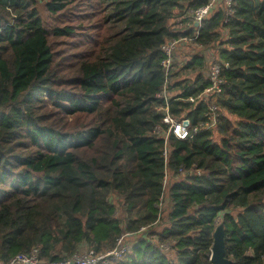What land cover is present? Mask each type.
<instances>
[{"label": "trees", "instance_id": "16d2710c", "mask_svg": "<svg viewBox=\"0 0 264 264\" xmlns=\"http://www.w3.org/2000/svg\"><path fill=\"white\" fill-rule=\"evenodd\" d=\"M209 1L0 0L1 262L131 234L116 264H212L224 223L227 258L264 264V0H233L231 17L220 3L196 36ZM209 50L229 64L218 124L166 137L167 104L207 121L188 100L211 85Z\"/></svg>", "mask_w": 264, "mask_h": 264}, {"label": "built area", "instance_id": "2783aa9c", "mask_svg": "<svg viewBox=\"0 0 264 264\" xmlns=\"http://www.w3.org/2000/svg\"><path fill=\"white\" fill-rule=\"evenodd\" d=\"M223 3L227 10V17L233 16L234 4L233 0H210L206 5L199 7L195 10L191 11V18L193 20L194 27L196 28V36L198 35V31L200 26L204 21L209 19L213 12L219 7V4ZM227 22V20H226ZM193 41L188 38H181L179 40H175L173 42H169L163 46V51L166 55V59L163 61L162 65L168 71L172 65L173 54L176 48L181 45H186ZM202 48L201 45H199ZM209 59V67L207 70V78L210 81L211 85L200 95L196 97L189 98L190 103L198 104L200 102H207V121L200 124L198 127L192 128L190 125V121L188 119L177 120L170 116L169 106L166 105L163 110L166 112L165 118L163 119V123L168 126L167 132L165 133L166 137H168L171 132L177 139L179 140H187L194 133H198L201 129H214L218 124V112L219 107L217 105V95L220 92L224 80L222 77V73L225 69H228L229 64L222 62L220 60H215L211 54L207 55ZM165 96V93H161L159 97ZM157 133H161L160 128H157ZM166 155V154H165ZM146 229H142L145 231ZM131 234L122 235L116 243V247L113 250H110L105 253H99L95 251L93 248L84 249V251L72 255V257L61 260L48 262L39 258V251L34 250L28 253H23L15 256L9 262L3 263L0 261V264H116L122 261L125 256L131 251V244L127 242ZM130 240V239H129Z\"/></svg>", "mask_w": 264, "mask_h": 264}, {"label": "water", "instance_id": "95a60500", "mask_svg": "<svg viewBox=\"0 0 264 264\" xmlns=\"http://www.w3.org/2000/svg\"><path fill=\"white\" fill-rule=\"evenodd\" d=\"M210 261L212 264H233V261L226 256L224 223L217 225L213 234V246L211 249Z\"/></svg>", "mask_w": 264, "mask_h": 264}, {"label": "rangeland", "instance_id": "374dc122", "mask_svg": "<svg viewBox=\"0 0 264 264\" xmlns=\"http://www.w3.org/2000/svg\"><path fill=\"white\" fill-rule=\"evenodd\" d=\"M186 51H187V53H188V52L192 51V49L189 48V49H186ZM208 53H210V54L212 53V54H213L214 52H213L212 50H209ZM183 56H184V54H183ZM127 242H128V243H131V241L128 240V239H127Z\"/></svg>", "mask_w": 264, "mask_h": 264}]
</instances>
